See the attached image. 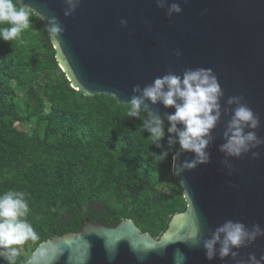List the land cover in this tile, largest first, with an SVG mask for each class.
I'll list each match as a JSON object with an SVG mask.
<instances>
[{
  "label": "water",
  "instance_id": "95a60500",
  "mask_svg": "<svg viewBox=\"0 0 264 264\" xmlns=\"http://www.w3.org/2000/svg\"><path fill=\"white\" fill-rule=\"evenodd\" d=\"M17 2L45 23L60 68L82 95H107L128 105L137 84L143 88L169 71L181 75L186 69L210 68L224 92L222 108L228 97L242 96L260 118L256 134L264 139V0H168L182 8L171 19L155 0H81L67 17L64 0ZM52 16L63 28L58 39L47 28L45 18ZM121 20L127 21L126 27L120 26ZM146 103L161 118L174 112L160 103ZM227 119L222 116L212 133L209 163L178 173L176 165L193 154L178 150L173 157L172 171L187 209L173 216L160 238L141 233L131 220L113 228L84 220L79 232L37 248L59 244L64 254L57 264H235L230 258L208 261L202 246L187 243L197 228L206 238L226 220L264 229V145L253 150L260 153L256 159L251 152L230 158L235 171L229 176L219 151ZM250 253L257 259L264 254V237L239 250L245 260Z\"/></svg>",
  "mask_w": 264,
  "mask_h": 264
},
{
  "label": "trees",
  "instance_id": "16d2710c",
  "mask_svg": "<svg viewBox=\"0 0 264 264\" xmlns=\"http://www.w3.org/2000/svg\"><path fill=\"white\" fill-rule=\"evenodd\" d=\"M56 53L33 13L19 38L0 41V194L28 193L26 219L39 236L17 264L43 242L79 232L84 220L110 228L131 220L160 238L187 209L166 118L165 136L153 144L141 120L127 117L128 105L74 90ZM164 152L163 161L153 155Z\"/></svg>",
  "mask_w": 264,
  "mask_h": 264
},
{
  "label": "clouds",
  "instance_id": "9594fccd",
  "mask_svg": "<svg viewBox=\"0 0 264 264\" xmlns=\"http://www.w3.org/2000/svg\"><path fill=\"white\" fill-rule=\"evenodd\" d=\"M64 3L67 6L64 16L67 17L79 7L81 0H64ZM155 3L157 8L166 9L169 19L182 12L179 2L155 0ZM31 14V8L26 5L18 6L14 0H0V41L9 42L19 38L30 27ZM45 20L52 37L58 39L63 32L59 20L55 16ZM120 26L126 27L127 21L121 20ZM176 55L179 56V52ZM132 92L134 95L127 103L126 115L141 120V131L149 133L148 138L153 144L164 138L165 120L149 111L146 101L174 109L166 116L168 143L178 145L179 152L193 154L191 159L184 160L178 167L176 165L178 173L209 163L207 148L222 116L228 119L222 133L224 142L219 146V151L224 154L225 159L221 163L227 168V174L230 176L235 171L229 162L230 158L240 159L250 152L252 159L259 157L260 153L253 150L264 145V139L258 138L256 134L260 118L242 96L228 97L222 108L224 92L210 68L186 69L181 75L169 71L143 88L139 84L135 85ZM142 111L147 114L146 118L141 119ZM178 125L182 127L178 128ZM153 155L161 161L167 158L166 152ZM27 196L26 192L13 190L0 194V258L7 264H17L19 252L14 245L39 239L36 230L26 219L29 212ZM260 237H264V229L258 224L249 228L239 221L226 220L210 231L206 238L200 236L197 228L188 237L187 243L202 246L208 261L230 258L235 264H264V254L259 259L254 253H250L246 260L239 256L241 248L252 245ZM63 254L64 249L59 244L49 242L47 246L34 250L23 264H57ZM112 255L109 252L110 259ZM138 258L143 261L144 256L139 255Z\"/></svg>",
  "mask_w": 264,
  "mask_h": 264
},
{
  "label": "rangeland",
  "instance_id": "374dc122",
  "mask_svg": "<svg viewBox=\"0 0 264 264\" xmlns=\"http://www.w3.org/2000/svg\"><path fill=\"white\" fill-rule=\"evenodd\" d=\"M22 93H20L21 95ZM20 129H25V130H28V125H25L24 127H20ZM28 246H30V243H26V244H23V245H17L16 248L18 249V252H20L21 254H26V249L28 248Z\"/></svg>",
  "mask_w": 264,
  "mask_h": 264
}]
</instances>
